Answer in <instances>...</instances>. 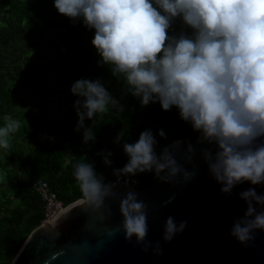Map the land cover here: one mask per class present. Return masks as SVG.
Returning a JSON list of instances; mask_svg holds the SVG:
<instances>
[{
	"label": "clouds",
	"instance_id": "clouds-1",
	"mask_svg": "<svg viewBox=\"0 0 264 264\" xmlns=\"http://www.w3.org/2000/svg\"><path fill=\"white\" fill-rule=\"evenodd\" d=\"M58 13L80 19L94 29L92 45L100 57L98 66H111L113 76L123 74L128 93L139 98L141 106L159 102L163 110L175 106L180 118L199 132L198 142L215 144L213 154L202 149L211 176L231 194L245 181L264 183V0H53ZM179 18L183 29L170 35L168 29ZM159 54V55H158ZM71 93L78 117L75 131L82 142H94L97 114L109 109L123 113L124 106L100 79H77ZM0 126V148L9 147L10 134L20 122L9 116ZM85 120H91L86 126ZM160 137L165 133L158 131ZM125 136L117 133L116 143ZM181 140L156 151L157 141L150 129L133 143H123L127 163L113 169L116 181L106 183L103 175L87 161L72 164L78 182L80 203L93 211L115 195L119 179L150 171L163 182L188 181V171L177 159L191 162L194 149ZM110 166L111 151L98 153ZM247 205L242 217L234 219L229 234L247 245L255 230L264 231V193L254 188L239 193ZM255 203V206H254ZM259 206V210H257ZM122 228L126 240L148 248L147 205L128 191L119 200ZM186 221L178 224L169 216L163 225V240L170 241L182 232ZM160 251L159 244L155 248ZM14 264V261H13Z\"/></svg>",
	"mask_w": 264,
	"mask_h": 264
},
{
	"label": "trees",
	"instance_id": "trees-1",
	"mask_svg": "<svg viewBox=\"0 0 264 264\" xmlns=\"http://www.w3.org/2000/svg\"><path fill=\"white\" fill-rule=\"evenodd\" d=\"M0 5L6 11L0 22V119L16 104L13 83L21 77L26 82L30 79L21 60L31 52L50 54L53 86L69 87L61 98H49L44 102L43 115L32 130L34 140L23 159V166L29 171V184H17L16 187L21 207L9 210L5 202L0 205L4 213L0 217V264H11L27 236L41 224L44 216L42 198L33 189L37 179L46 180L68 205L82 198L78 182L72 174L73 163H93L95 171L103 175L107 183L116 180L113 169L122 168L127 163L128 157L122 146L124 142L133 143L142 131L150 129L156 138V151L159 153L173 141L185 138L184 132L190 124L180 118L175 106L170 110H163L159 102L141 106L139 98L128 93L123 74L113 76L111 66H98L100 57L91 43L94 29L84 26L80 19L72 20L58 13L53 0H1ZM182 29L190 32L176 18L167 31L170 35H177ZM80 78L100 79L124 106L123 113L110 108L93 118L96 119V139L87 145L82 142V132L74 133L72 130L78 119L73 107L78 97L71 93L70 87ZM90 124L91 120H85L86 126ZM161 129L164 137L158 135ZM121 130L125 136L116 143L115 137ZM75 138L81 139V152L66 163L64 147ZM106 151L112 153L110 166H106L102 155L98 154ZM121 178L128 179L138 188L152 185L156 179L150 171Z\"/></svg>",
	"mask_w": 264,
	"mask_h": 264
},
{
	"label": "water",
	"instance_id": "water-1",
	"mask_svg": "<svg viewBox=\"0 0 264 264\" xmlns=\"http://www.w3.org/2000/svg\"><path fill=\"white\" fill-rule=\"evenodd\" d=\"M184 134L179 139L181 152L189 143L194 152L191 162H185L182 155L177 159L186 170L195 172L190 180L170 183L156 178L152 185L138 188L120 178L115 195L106 198L101 209L93 211L79 198L35 227L16 253L14 264H264V231L255 230L247 245L229 234L234 219L242 217L247 207L239 193L251 187L262 194L264 183L245 181L235 185L230 195L221 192L222 185L211 176L201 151L214 154L215 144L198 142L200 134L191 125ZM261 140L264 137L257 143ZM128 191L147 205L146 251L135 236L131 240L124 236L119 200ZM169 216L177 224L187 223L166 242L163 225ZM157 243L159 252L155 251Z\"/></svg>",
	"mask_w": 264,
	"mask_h": 264
},
{
	"label": "rangeland",
	"instance_id": "rangeland-1",
	"mask_svg": "<svg viewBox=\"0 0 264 264\" xmlns=\"http://www.w3.org/2000/svg\"><path fill=\"white\" fill-rule=\"evenodd\" d=\"M5 15L6 11L0 5V22ZM51 59L50 54L31 52L28 57L21 60L30 79L26 82L24 77H21L12 85L16 104L5 116L18 120L20 127L15 133L10 134L9 147L7 149L0 148V205L5 202V206L9 210L21 207L17 184H29V171L24 168L23 159L33 143L32 130L43 115L44 102L49 98L53 100L61 98L69 91V87L53 86L54 79L49 66ZM4 123V118L0 119V126H3ZM75 126L76 124L72 127L74 133L82 132V130L75 131ZM80 140L75 138L65 145L66 163L81 152ZM12 178L13 181L10 182L9 180ZM3 214L0 207V217Z\"/></svg>",
	"mask_w": 264,
	"mask_h": 264
},
{
	"label": "built area",
	"instance_id": "built-area-1",
	"mask_svg": "<svg viewBox=\"0 0 264 264\" xmlns=\"http://www.w3.org/2000/svg\"><path fill=\"white\" fill-rule=\"evenodd\" d=\"M33 189L38 192L43 201V218L41 223H47L63 211L67 205L54 192L48 182L42 178L33 183Z\"/></svg>",
	"mask_w": 264,
	"mask_h": 264
}]
</instances>
